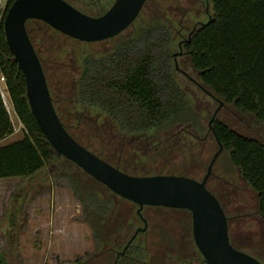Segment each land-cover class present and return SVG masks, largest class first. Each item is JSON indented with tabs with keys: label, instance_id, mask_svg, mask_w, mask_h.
<instances>
[{
	"label": "trees",
	"instance_id": "16d2710c",
	"mask_svg": "<svg viewBox=\"0 0 264 264\" xmlns=\"http://www.w3.org/2000/svg\"><path fill=\"white\" fill-rule=\"evenodd\" d=\"M12 1L7 0L0 19V73L5 77L4 93L22 124V136L0 145V178L30 177L49 166V175L67 182L81 204L82 220L90 228L93 245L92 252L75 259V264L164 263L161 255H153V249L146 245V229L137 233L123 254L116 256L136 229L131 224L114 221L117 201L126 199L56 152L41 131L26 98L24 75L7 47L2 28L4 13ZM202 3L208 6L207 19L197 24L189 40L181 43L177 56L194 72V80L223 104L250 115L260 127L261 139L240 132L222 118L215 116L212 121L230 163L256 193L257 211L264 219V0H202ZM187 14L182 8L162 7L154 0H145L136 19L125 30L94 42L71 38L40 20L26 21L33 45L32 32L40 31L34 26L37 24L86 46L113 41L104 52L86 49L79 54L76 76L66 89L58 91L59 99L54 97L39 59L53 105L68 133L127 173L195 175L196 168H175L171 163L177 154L185 156L191 143L186 137L196 142L204 129L195 96L178 78L174 65L173 55L180 49L178 42L187 39L191 30L184 28L182 22ZM59 100L69 101L70 107L61 112L56 106ZM13 130L0 93V140ZM93 139H98L97 145ZM115 142L119 144L117 152L112 147ZM124 146H130L133 152L126 165L133 166L132 171L122 166ZM113 156L115 163L111 162ZM149 207L180 209L144 206L142 211ZM185 226L183 247L189 249L190 243L194 244L191 222ZM230 242L241 250L231 239ZM167 255L177 264L193 258L172 252ZM0 264H8L2 254Z\"/></svg>",
	"mask_w": 264,
	"mask_h": 264
},
{
	"label": "rangeland",
	"instance_id": "374dc122",
	"mask_svg": "<svg viewBox=\"0 0 264 264\" xmlns=\"http://www.w3.org/2000/svg\"><path fill=\"white\" fill-rule=\"evenodd\" d=\"M154 1L162 7L170 6L188 11L182 21L187 30H190L195 22L207 19L205 10L208 11V6L205 7L202 0ZM34 26L40 28V31L32 32L35 49L43 62L54 97L58 99V91L66 89L68 82L76 76L79 54L86 49L104 52L110 49L113 42L92 43L86 46L58 35L41 24ZM176 59L179 68L195 79L194 72L189 65L181 61V56ZM178 78L188 85L190 93L195 96L204 129L196 142L195 139L190 141L186 137L191 143L185 156L178 152L171 163L175 168H196V172L193 171L194 177L200 179L217 149L212 134L207 133V122L218 102L181 73ZM4 97L14 130L11 135L0 140V145L22 136V124L5 93ZM56 106L62 112L64 108L68 109L70 104L69 101L59 100ZM66 117L67 115H64L65 119ZM216 117L228 121L244 134L262 138L260 127L253 122V118L239 113L230 105L222 104ZM97 140L93 139L95 145L98 144ZM114 146L117 152L118 142L112 147ZM122 157V166L126 167L127 161L133 157L130 146H124ZM111 162L115 163L114 156ZM131 167L133 166H127L126 169L132 171ZM49 173L48 166L30 177L0 178V254L8 264H75V259L83 258L93 250L90 228L82 220L81 204L73 196L67 182L55 179ZM207 186L215 192L229 216L231 241L264 264V219L257 211L256 193L240 177L238 169L230 163L226 151L218 155ZM117 205L115 223L131 224L132 229L142 226L133 203L118 200ZM142 213L148 220L146 245L153 249V255L160 252L163 254L164 251L180 256L187 255L186 257L192 255L193 258L200 255L196 253L192 243L189 249L183 247L182 233L187 229L185 225L191 222L190 213L183 209L157 207L146 208ZM11 217L12 221L9 220ZM138 237L143 238L140 235ZM168 260L162 264H177L171 261V257ZM191 264L198 263L193 260Z\"/></svg>",
	"mask_w": 264,
	"mask_h": 264
},
{
	"label": "water",
	"instance_id": "95a60500",
	"mask_svg": "<svg viewBox=\"0 0 264 264\" xmlns=\"http://www.w3.org/2000/svg\"><path fill=\"white\" fill-rule=\"evenodd\" d=\"M144 2L145 0H115L106 12L93 16L81 12L65 0H13L4 13L2 28L7 47L24 75L30 110L56 152L114 194L137 205L135 212L143 225L133 231L117 256L124 253L139 231L146 229L143 207L162 206L190 212L192 238L206 264H263L256 257L231 244L228 217L218 198L207 187L213 165L223 151V145L212 125L223 102L180 69L176 59L181 53V43L189 40L197 24H203L202 21L194 24L187 39L178 42L180 49L173 55L175 69L219 101L207 122V132L212 134L217 149L200 179L182 174L137 175L122 171L75 140L55 110L41 61L26 29V21H43L53 29L79 41H101L125 30L136 19Z\"/></svg>",
	"mask_w": 264,
	"mask_h": 264
},
{
	"label": "flooded vegetation",
	"instance_id": "af4514ba",
	"mask_svg": "<svg viewBox=\"0 0 264 264\" xmlns=\"http://www.w3.org/2000/svg\"><path fill=\"white\" fill-rule=\"evenodd\" d=\"M65 1L68 2L69 4H71L76 9L80 10L83 13H86V14H89V15H93V16H98V15L103 14L104 12H106L110 8V6L113 4V2L115 0H65ZM4 2H5V5H6L7 0H5ZM205 11H207V10H205ZM178 72L181 73L180 71H178ZM181 74L184 75L183 73H181ZM185 77H187V76H185ZM190 80H192V79H190ZM207 133H209V132H207ZM147 224H148V220L146 219V228H147ZM142 225H143V223H142ZM139 227H141V226H139ZM143 231H139V232H143ZM193 246H195V243L193 244ZM195 248H196V246H195ZM195 251H196V253L199 252L197 248L195 249ZM160 253H158L157 255H161L160 260L162 262H165L166 260H168L169 256L167 255V251H164L163 254H160ZM164 254H165V256H164ZM116 256H117V254H116ZM193 260L197 261L198 264H206L204 262L201 254L198 257H196V258H190L189 261L184 263V264H191L193 262Z\"/></svg>",
	"mask_w": 264,
	"mask_h": 264
},
{
	"label": "built area",
	"instance_id": "2783aa9c",
	"mask_svg": "<svg viewBox=\"0 0 264 264\" xmlns=\"http://www.w3.org/2000/svg\"><path fill=\"white\" fill-rule=\"evenodd\" d=\"M4 1L5 0H0V19L2 17L4 10H5V7H6ZM4 85H5V77L0 73V93H1L3 98H5L4 97ZM4 101H5V99H4Z\"/></svg>",
	"mask_w": 264,
	"mask_h": 264
}]
</instances>
